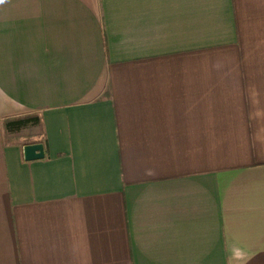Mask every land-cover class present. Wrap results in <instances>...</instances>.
Masks as SVG:
<instances>
[{"label":"crops","instance_id":"crops-1","mask_svg":"<svg viewBox=\"0 0 264 264\" xmlns=\"http://www.w3.org/2000/svg\"><path fill=\"white\" fill-rule=\"evenodd\" d=\"M0 264H264V0H0Z\"/></svg>","mask_w":264,"mask_h":264},{"label":"trees","instance_id":"trees-1","mask_svg":"<svg viewBox=\"0 0 264 264\" xmlns=\"http://www.w3.org/2000/svg\"><path fill=\"white\" fill-rule=\"evenodd\" d=\"M3 126L6 132L12 135H15L21 128L27 126H36L39 134L42 133V125L40 122V118L38 114L34 113L5 120Z\"/></svg>","mask_w":264,"mask_h":264},{"label":"water","instance_id":"water-1","mask_svg":"<svg viewBox=\"0 0 264 264\" xmlns=\"http://www.w3.org/2000/svg\"><path fill=\"white\" fill-rule=\"evenodd\" d=\"M22 159L31 161L41 159L43 157V147L41 143L24 144L21 147Z\"/></svg>","mask_w":264,"mask_h":264},{"label":"rangeland","instance_id":"rangeland-1","mask_svg":"<svg viewBox=\"0 0 264 264\" xmlns=\"http://www.w3.org/2000/svg\"><path fill=\"white\" fill-rule=\"evenodd\" d=\"M25 132H26V134H31L32 133V129L31 130L27 129Z\"/></svg>","mask_w":264,"mask_h":264}]
</instances>
